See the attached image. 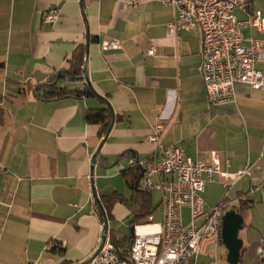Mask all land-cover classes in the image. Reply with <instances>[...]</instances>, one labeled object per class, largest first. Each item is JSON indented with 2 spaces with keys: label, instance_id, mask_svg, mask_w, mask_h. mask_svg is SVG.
<instances>
[{
  "label": "crops",
  "instance_id": "1",
  "mask_svg": "<svg viewBox=\"0 0 264 264\" xmlns=\"http://www.w3.org/2000/svg\"><path fill=\"white\" fill-rule=\"evenodd\" d=\"M164 1L0 0V264H79L90 258L104 226L93 185L99 198L113 190L126 196L131 190L122 170L131 159L157 160L171 145L206 161L211 151L219 152L231 175L206 181L204 208L251 200L240 231L242 261L263 263L257 247L264 238V90L238 83L234 102L211 104L200 70L201 35L176 31L177 8ZM50 9L61 13L54 23L45 19ZM255 10L264 16V0H251L235 14L245 19ZM243 34L264 40L256 27ZM80 44L88 45L84 68L90 81L115 115L93 173L92 158L106 134L101 137L86 114L106 101L96 95L44 99L37 93L38 85L69 68ZM257 67L264 73V62ZM60 83L86 84L80 78ZM158 123L165 128L156 145L149 136ZM248 166L253 174L237 178ZM154 191L159 190H151V216L162 223L164 195L155 202ZM124 208L129 210L114 207L109 231L115 232L111 221ZM221 244L204 239L188 264H228Z\"/></svg>",
  "mask_w": 264,
  "mask_h": 264
},
{
  "label": "built area",
  "instance_id": "2",
  "mask_svg": "<svg viewBox=\"0 0 264 264\" xmlns=\"http://www.w3.org/2000/svg\"><path fill=\"white\" fill-rule=\"evenodd\" d=\"M178 11L172 23L176 31L196 30L202 38L200 70L209 102L214 105L234 102L235 86L247 84L264 90V73L257 65L264 62V40L245 37V28L256 27L264 32V16L255 10L239 19L236 9L247 10L251 0H165ZM59 9L48 10L45 19L54 23L60 18ZM249 44H244L245 40ZM165 125L158 123L149 141L158 144ZM142 168L139 187L145 191L159 190L164 198V220L134 225L133 240L123 250L109 237L99 254L87 264H188L199 256L201 243L208 237L221 239V219L225 211L235 208L237 201L223 200L216 207L205 210L202 193L207 180L216 174H231L221 166L218 151L205 158H192L182 147L171 145L157 160H136ZM248 166L235 175H252ZM153 176L157 180H153ZM183 208L190 211V222L183 223ZM200 220V222H199ZM264 259V238L257 249ZM33 264V263H26Z\"/></svg>",
  "mask_w": 264,
  "mask_h": 264
},
{
  "label": "trees",
  "instance_id": "3",
  "mask_svg": "<svg viewBox=\"0 0 264 264\" xmlns=\"http://www.w3.org/2000/svg\"><path fill=\"white\" fill-rule=\"evenodd\" d=\"M87 47L84 44H80L72 56L68 60L69 68L61 70L55 73L48 83L40 84L37 86V93L40 97L44 99H59L66 96H92L95 95L90 87L85 84L82 88H70L68 86H63L60 82L65 78H83L84 76V65L86 62ZM113 120V110L112 107L106 105L100 108H91L87 111L86 121L89 123L98 124L99 134L103 137L108 131ZM122 176L129 189L131 190V196L126 197L117 190L112 192H104L99 198L100 203L104 207L108 219H112L113 209L117 204L125 205L132 215L130 220L131 227L145 223L149 221V217L153 214L156 206L153 202V195L151 191L142 190L139 187L140 178L142 176V168L138 162L131 163L129 167L122 170ZM252 201L248 198L240 199L236 209L244 213L247 208L251 206ZM102 221H104L103 214L101 210L99 211ZM109 238L114 241L119 248H124L133 240V236L129 237H118L116 236L113 229L109 231ZM222 242V240H221ZM55 249V248H54ZM244 250V249H243ZM264 263V259H262ZM242 263V260L239 264Z\"/></svg>",
  "mask_w": 264,
  "mask_h": 264
},
{
  "label": "water",
  "instance_id": "4",
  "mask_svg": "<svg viewBox=\"0 0 264 264\" xmlns=\"http://www.w3.org/2000/svg\"><path fill=\"white\" fill-rule=\"evenodd\" d=\"M87 43H89V41H87ZM87 55H88V45H87ZM80 79H85V83L90 87L92 92L96 96L103 98L106 101V103L109 106H111L109 101L104 96H102L101 94H99L95 90V88L92 85L90 78L87 74L86 68L84 70L83 78H80ZM114 117H115V115L113 113L112 123H111L108 131L106 132V135L104 136L97 152L94 154V156L92 158V173L94 172V166L97 164L98 154L100 153V150L104 144V141L107 138L108 134L110 133V131L114 125V120H115ZM100 165L103 168L108 169L109 167L113 166L114 164H111V165L100 164ZM93 192H94V196L97 199V202L99 204V208H100V210L103 214V217H104L103 232H102L100 244H99L98 248L96 249V251L92 254V256L90 258H88L87 260H85L84 262H81L79 264H87L94 257H96L99 254V252L101 251V249L103 248L106 240L109 237V220H108V217H107V214H106L104 207L102 206V204L99 201V197L97 195V192H96L94 185H93ZM244 222H245L244 213L239 212L236 208L227 209L222 216V219H221V240L227 249V262L229 264H239L242 260L243 249H244L243 248L244 247V240L240 236V231L244 228ZM131 235L132 236L134 235V226L131 227Z\"/></svg>",
  "mask_w": 264,
  "mask_h": 264
},
{
  "label": "rangeland",
  "instance_id": "5",
  "mask_svg": "<svg viewBox=\"0 0 264 264\" xmlns=\"http://www.w3.org/2000/svg\"><path fill=\"white\" fill-rule=\"evenodd\" d=\"M125 195L127 197H129L131 195V192L127 189ZM161 197H162V193L161 192L154 191V200H155V202H158L161 199ZM131 217H132V215H131L130 211L127 210L126 208H124L123 212L121 214H119L113 221H111L110 225H111V227H113L115 229L116 235L118 237H129L131 235V225H130ZM183 217H184L183 218L184 224L185 225L188 224L190 222V218L188 216V212L187 211L184 212ZM222 244H221V248H224L225 246L222 245ZM257 249H258V247H257ZM257 255L259 257L258 253H257ZM248 258H249V256H248ZM241 264H264V263H260L258 260L255 262L254 258L252 260H249V259L245 258V260L242 261Z\"/></svg>",
  "mask_w": 264,
  "mask_h": 264
}]
</instances>
